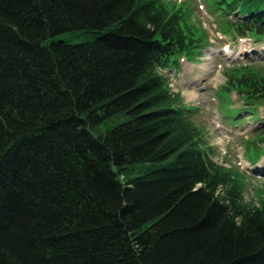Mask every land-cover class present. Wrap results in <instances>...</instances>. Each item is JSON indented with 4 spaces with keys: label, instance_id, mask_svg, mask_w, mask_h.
<instances>
[{
    "label": "trees",
    "instance_id": "trees-1",
    "mask_svg": "<svg viewBox=\"0 0 264 264\" xmlns=\"http://www.w3.org/2000/svg\"><path fill=\"white\" fill-rule=\"evenodd\" d=\"M210 8L264 37V0ZM186 25L164 0H0V264H264V201L163 73L198 47ZM227 83L233 121L264 107V76Z\"/></svg>",
    "mask_w": 264,
    "mask_h": 264
},
{
    "label": "rangeland",
    "instance_id": "rangeland-1",
    "mask_svg": "<svg viewBox=\"0 0 264 264\" xmlns=\"http://www.w3.org/2000/svg\"><path fill=\"white\" fill-rule=\"evenodd\" d=\"M184 12L186 28L199 40L190 59L178 70H166L171 92L202 132L204 147L213 160L243 178V200L249 206L264 201V107L249 116L243 111L232 120L233 109L243 106L239 87L228 84L248 68L264 76V38H238L210 10L213 0H164ZM244 40V41H242ZM191 94L192 96H189ZM259 114V118H258ZM258 118V119H257Z\"/></svg>",
    "mask_w": 264,
    "mask_h": 264
},
{
    "label": "bare ground",
    "instance_id": "bare-ground-1",
    "mask_svg": "<svg viewBox=\"0 0 264 264\" xmlns=\"http://www.w3.org/2000/svg\"><path fill=\"white\" fill-rule=\"evenodd\" d=\"M189 96H192L191 94H189Z\"/></svg>",
    "mask_w": 264,
    "mask_h": 264
}]
</instances>
